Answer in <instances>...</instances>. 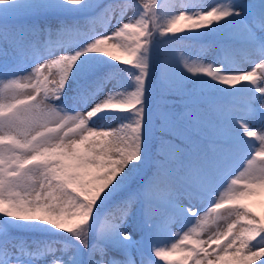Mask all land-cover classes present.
<instances>
[{
    "label": "snow or ice",
    "instance_id": "snow-or-ice-1",
    "mask_svg": "<svg viewBox=\"0 0 264 264\" xmlns=\"http://www.w3.org/2000/svg\"><path fill=\"white\" fill-rule=\"evenodd\" d=\"M0 57V264H264V0H0Z\"/></svg>",
    "mask_w": 264,
    "mask_h": 264
},
{
    "label": "rangeland",
    "instance_id": "rangeland-1",
    "mask_svg": "<svg viewBox=\"0 0 264 264\" xmlns=\"http://www.w3.org/2000/svg\"><path fill=\"white\" fill-rule=\"evenodd\" d=\"M94 2L97 4H100L102 2V0H94ZM157 2L160 5V8H161L163 13L175 11V10L181 8L182 5L189 4V3H211L209 0H157ZM130 15H131V12H128L125 15V20ZM102 19H103V17H102ZM89 21H91V22H89ZM112 23L114 24V21ZM52 31H56V28H53ZM108 31H111V25L106 23L104 21V19H103V23H100V19L98 17H96L94 20H92V18H87L83 27L80 28V32L77 35V38H73V37L66 35L65 39H73L76 42H78L80 39L85 38V34L91 35L95 32H108ZM214 51H215L214 47L211 46V44H210L201 50L192 52L190 59H192V60H203L206 63H213V62H216L217 58L219 57V56H217L216 52H214ZM39 52L41 55H47L48 54L47 50L44 49L43 47L40 48ZM0 59H3V58L0 57ZM230 59L236 64L237 67H239L241 69L248 67V56H247L246 49H244L242 53L237 54ZM30 71H31V69L29 68L27 71L21 72L20 76L27 77L29 75ZM81 71H84L83 67H81ZM70 83H71V87L66 90L67 95L64 97V104H65V107L69 108L70 110L73 108L78 109L79 105H77L74 102L73 96L75 95V91L78 87L79 81L74 80ZM106 123H107V121L104 119H98L97 120L98 125H104ZM254 126L258 129L259 123L257 122ZM189 203L190 202L188 200L187 195L178 196L176 201H175L176 207H185L186 208L189 206ZM164 207L167 208L166 215L171 216L174 212V208L172 206H168V205H165ZM254 210L258 214H264V206H261L259 201L257 202V205H256ZM169 226L172 228L173 232L180 230L179 225H177L174 221ZM129 230L131 231V228ZM184 230L186 231L187 228H185ZM133 259L136 260V264H139L137 258L133 257ZM157 259H159V258H157ZM50 261H51V256L41 257V258H39L38 264H50ZM159 261L160 262L158 264H165V262L163 260L159 259Z\"/></svg>",
    "mask_w": 264,
    "mask_h": 264
},
{
    "label": "trees",
    "instance_id": "trees-1",
    "mask_svg": "<svg viewBox=\"0 0 264 264\" xmlns=\"http://www.w3.org/2000/svg\"><path fill=\"white\" fill-rule=\"evenodd\" d=\"M112 2V0H102V2L100 4H107V3H110ZM224 2H227V0H224ZM101 21V23H103V19L102 17L100 16H97ZM86 21V20H85ZM85 21H81V25L83 26L84 22ZM73 38H75L76 36H72ZM186 43H191V42H186ZM210 45V42L207 41V40H204V41H201L199 43H196L193 47H183L181 45H171V46H167V58H170V59H176L178 60L180 58L181 55H183L184 57H187V58H190L191 55H192V52H195V51H198V50H201L203 48H205L207 45ZM244 50L243 47H238L236 49V51L232 54H230V58L237 55V54H240L242 53ZM220 56H222V54L220 53L219 49L216 48V51ZM166 57L165 56H161V59H165ZM100 60H104V58L100 57L98 58ZM87 64L83 65V69L85 70L87 68ZM120 65L117 64L116 67H119ZM99 67L101 68H104L105 70L109 69L110 67H112V62L111 61H104L103 64H100ZM157 77L159 78V72H157ZM138 257V256H137ZM139 258V257H138ZM153 259L155 260V258L153 257Z\"/></svg>",
    "mask_w": 264,
    "mask_h": 264
}]
</instances>
